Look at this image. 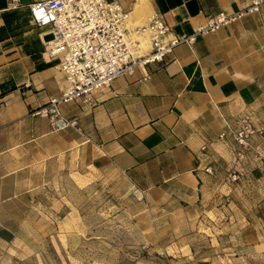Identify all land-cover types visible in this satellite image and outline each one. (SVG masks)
I'll use <instances>...</instances> for the list:
<instances>
[{"label": "crops", "instance_id": "1", "mask_svg": "<svg viewBox=\"0 0 264 264\" xmlns=\"http://www.w3.org/2000/svg\"><path fill=\"white\" fill-rule=\"evenodd\" d=\"M37 1L0 0V264L17 262L32 212L49 200L54 168L70 163L92 170L111 198L129 203L145 236L141 246L188 247L165 264H264V167L219 138L246 116L264 126V5L178 46L162 65L116 79L95 94L93 107L62 105L64 123L53 126L33 111L67 82L44 54L50 29L32 19ZM109 1L130 12L134 25L159 15L178 36L252 2ZM253 146L264 150V141ZM231 172L241 180L232 183ZM208 230L222 236L205 241L200 233Z\"/></svg>", "mask_w": 264, "mask_h": 264}, {"label": "built area", "instance_id": "2", "mask_svg": "<svg viewBox=\"0 0 264 264\" xmlns=\"http://www.w3.org/2000/svg\"><path fill=\"white\" fill-rule=\"evenodd\" d=\"M263 5L264 0H252L238 14L222 11L210 15L206 24L194 33L178 36L159 15L151 17L144 25H134L131 13L117 1H37L29 7L32 19L36 26L50 29L46 34L44 54L50 61H56L55 66L65 76L67 86L59 97L51 98L45 106L33 111V115L60 126L64 123L62 105L81 102L93 107L95 94L109 88L116 79L133 75L138 67L164 64L178 46L191 45L201 35L215 32L247 13L259 12ZM143 36L149 40L147 53L141 51L140 38ZM219 138L233 141L238 157L252 153L264 167V150L253 146L255 138L264 141V126H257L252 117L242 118L237 129L227 125ZM207 150V146L202 147V154L206 155ZM205 172L213 174V168L207 167ZM228 178L236 183L242 175L231 172Z\"/></svg>", "mask_w": 264, "mask_h": 264}, {"label": "rangeland", "instance_id": "3", "mask_svg": "<svg viewBox=\"0 0 264 264\" xmlns=\"http://www.w3.org/2000/svg\"><path fill=\"white\" fill-rule=\"evenodd\" d=\"M46 192L49 200L32 212L31 236L14 264H165L189 251L141 246L145 236L138 218L127 212L129 203L111 198L90 169L56 166ZM200 234L205 241L222 236Z\"/></svg>", "mask_w": 264, "mask_h": 264}, {"label": "bare ground", "instance_id": "4", "mask_svg": "<svg viewBox=\"0 0 264 264\" xmlns=\"http://www.w3.org/2000/svg\"><path fill=\"white\" fill-rule=\"evenodd\" d=\"M140 41H141L143 46H147V44H148V47L150 46L149 45V40H148V38L146 36L141 37Z\"/></svg>", "mask_w": 264, "mask_h": 264}]
</instances>
